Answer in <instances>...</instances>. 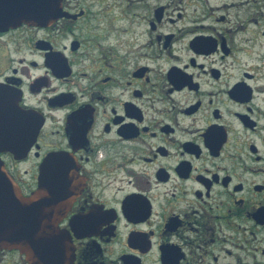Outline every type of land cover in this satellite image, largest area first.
<instances>
[{
	"label": "flooded vegetation",
	"instance_id": "af4514ba",
	"mask_svg": "<svg viewBox=\"0 0 264 264\" xmlns=\"http://www.w3.org/2000/svg\"><path fill=\"white\" fill-rule=\"evenodd\" d=\"M59 3L0 0V222L58 154L71 264H264V0Z\"/></svg>",
	"mask_w": 264,
	"mask_h": 264
},
{
	"label": "water",
	"instance_id": "95a60500",
	"mask_svg": "<svg viewBox=\"0 0 264 264\" xmlns=\"http://www.w3.org/2000/svg\"><path fill=\"white\" fill-rule=\"evenodd\" d=\"M60 0H45L41 21L48 24L60 15ZM0 171V182L11 180ZM80 189L78 167L64 156L52 154L44 161L37 191L25 203L24 218L0 222V249L10 248L26 256L29 264H71L74 249L59 223Z\"/></svg>",
	"mask_w": 264,
	"mask_h": 264
}]
</instances>
